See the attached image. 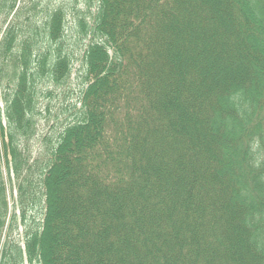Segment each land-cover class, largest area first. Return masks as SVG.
<instances>
[{
  "label": "trees",
  "instance_id": "obj_1",
  "mask_svg": "<svg viewBox=\"0 0 264 264\" xmlns=\"http://www.w3.org/2000/svg\"><path fill=\"white\" fill-rule=\"evenodd\" d=\"M1 101L0 264H264V0H0Z\"/></svg>",
  "mask_w": 264,
  "mask_h": 264
},
{
  "label": "rangeland",
  "instance_id": "obj_2",
  "mask_svg": "<svg viewBox=\"0 0 264 264\" xmlns=\"http://www.w3.org/2000/svg\"><path fill=\"white\" fill-rule=\"evenodd\" d=\"M75 78V77H74ZM75 87V86H74ZM4 102L3 101H1L0 102V109H1V111H0V123H2V124H5V122H6V120H5V118H3V116H2V118H1V115H3L4 114ZM3 112V113H2ZM48 123L45 121V119H43L42 120V123H40V129H41V131H46L47 129H48ZM6 177H7V180H8V194H9V197H8V199H9V204H10V211H11V213H13V210H14V205H15V199H16V197H17V192H16V190H13L12 188H11V182H10V179H9V176H7L6 175ZM21 228L22 227H20V230H21Z\"/></svg>",
  "mask_w": 264,
  "mask_h": 264
}]
</instances>
